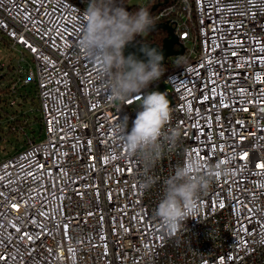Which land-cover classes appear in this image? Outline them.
Masks as SVG:
<instances>
[{"label":"built area","instance_id":"2783aa9c","mask_svg":"<svg viewBox=\"0 0 264 264\" xmlns=\"http://www.w3.org/2000/svg\"><path fill=\"white\" fill-rule=\"evenodd\" d=\"M174 1L153 19L182 30L183 63L142 92L167 94L181 140L149 172L112 131L138 104H113L78 49L89 0H0V41L33 61L1 64L0 84L35 83L43 125L0 162V264H264V0ZM193 156L231 173L170 234L161 186Z\"/></svg>","mask_w":264,"mask_h":264},{"label":"clouds","instance_id":"9594fccd","mask_svg":"<svg viewBox=\"0 0 264 264\" xmlns=\"http://www.w3.org/2000/svg\"><path fill=\"white\" fill-rule=\"evenodd\" d=\"M125 5L124 0H89L82 12L78 49L96 65L97 78L103 82L107 98L113 104L118 103L120 107L138 104L140 110L132 120L130 131L128 116L118 119L112 131L126 154L150 172L166 158L170 147L179 145L181 137L178 131H167L172 111L167 94L142 92L163 75L162 53L144 46L140 51L146 61L134 53L124 55L126 45L137 35L146 37L155 21L149 9L140 6L129 12ZM213 173L229 175L231 168L226 163H218L204 171L203 162L193 156L178 164L163 181L155 215L168 233L177 232L189 218H199L200 198L209 190ZM142 183L148 191L156 181L151 175H145Z\"/></svg>","mask_w":264,"mask_h":264},{"label":"trees","instance_id":"16d2710c","mask_svg":"<svg viewBox=\"0 0 264 264\" xmlns=\"http://www.w3.org/2000/svg\"><path fill=\"white\" fill-rule=\"evenodd\" d=\"M132 0H124L126 4V10L129 12L135 11L138 7L142 6L149 9L150 15L154 18L161 10L164 8L173 5L175 3L174 0H148L145 4H132ZM167 2V3H166ZM157 7V8H155ZM151 35V39H141V42H151V43H158L160 45L163 44L165 38L168 37V33L165 30H158L156 32H148ZM138 36V35H137ZM8 42L6 39H2ZM178 48V47H176ZM183 60L182 57H172L168 60V63L165 65L166 68L170 70L174 69L176 64H182ZM12 67V66H11ZM25 89H18L14 94L10 92V98L6 97V89L2 87L0 84V148L3 146L1 142L4 141L6 138L8 143L15 144L18 147V143L23 137L25 136H32V140L36 141L42 138L43 136V125L41 117L32 116L29 113H21L18 115L16 111H12L11 108L15 106L16 99L20 98L22 103L27 99V93L25 94ZM34 96L37 97V90L35 88ZM38 105V104H37ZM33 117V118H32ZM6 120V123H4ZM34 120V122H30ZM38 124L39 131L37 132L32 126ZM8 138V139H7ZM10 138V139H9ZM15 139V140H12ZM24 147L20 149L17 148V152L22 150ZM14 153V154H15ZM12 154V155H14ZM9 155L8 157H10Z\"/></svg>","mask_w":264,"mask_h":264},{"label":"rangeland","instance_id":"374dc122","mask_svg":"<svg viewBox=\"0 0 264 264\" xmlns=\"http://www.w3.org/2000/svg\"><path fill=\"white\" fill-rule=\"evenodd\" d=\"M148 0H132V4H139V5H143L147 2ZM182 30H177L175 31L176 35L179 37V34ZM193 33V31H192ZM139 37V39H146L149 40L151 39V35L145 36H136ZM180 42L183 43L185 42L184 40H182L181 38H179ZM179 48V46H177ZM19 48V47H18ZM22 57L25 59L26 62L33 64L32 58L30 55L28 54H24L23 50L21 49H14L11 44L9 45V42H6L4 40L0 41V65H15L18 61H20L22 59ZM26 64V63H24ZM165 88H168V85H164ZM35 83H30L25 90V94L27 93V99L26 101L22 103L21 99L18 98L16 99V104L15 106H13L11 108V110L14 112L16 111L19 114L21 113H29L32 116L35 117H40V114L37 110V104H38V99L36 96H34V92H35ZM138 106V105H136ZM33 118V117H32ZM30 122H34V120H31ZM4 123H6V120H4ZM34 129H36V131H39V126L38 124L32 126ZM8 139V138H7ZM10 139V138H9ZM32 139V136H25L23 134V137L21 138V140L19 141V145L18 147L15 144H11L8 143L6 138L4 139V141L1 142V145L3 146L2 148H0V162H2L3 160L7 159L9 155L14 154L17 151V148H21V147H25L29 140ZM15 140V139H12Z\"/></svg>","mask_w":264,"mask_h":264},{"label":"water","instance_id":"95a60500","mask_svg":"<svg viewBox=\"0 0 264 264\" xmlns=\"http://www.w3.org/2000/svg\"><path fill=\"white\" fill-rule=\"evenodd\" d=\"M167 3V2H166ZM157 8V7H155ZM165 30L168 33V37L164 39L163 44L151 42H130L124 49V55L127 57L130 53H134L138 59L145 60L146 57L140 51L141 47L147 46L149 48H155L158 52L162 53L163 61L162 67H164L168 60L172 57H182L185 53V48L180 42L179 37L175 33V29L168 23L155 24L150 28L149 32H156L158 30ZM179 46V49L176 47Z\"/></svg>","mask_w":264,"mask_h":264},{"label":"snow or ice","instance_id":"6c2138e0","mask_svg":"<svg viewBox=\"0 0 264 264\" xmlns=\"http://www.w3.org/2000/svg\"><path fill=\"white\" fill-rule=\"evenodd\" d=\"M261 167H264V165H261Z\"/></svg>","mask_w":264,"mask_h":264},{"label":"flooded vegetation","instance_id":"af4514ba","mask_svg":"<svg viewBox=\"0 0 264 264\" xmlns=\"http://www.w3.org/2000/svg\"><path fill=\"white\" fill-rule=\"evenodd\" d=\"M177 49H179V48H177Z\"/></svg>","mask_w":264,"mask_h":264}]
</instances>
